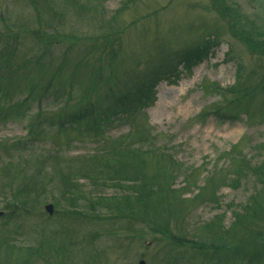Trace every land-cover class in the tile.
I'll return each mask as SVG.
<instances>
[{"label": "trees", "instance_id": "16d2710c", "mask_svg": "<svg viewBox=\"0 0 264 264\" xmlns=\"http://www.w3.org/2000/svg\"><path fill=\"white\" fill-rule=\"evenodd\" d=\"M130 2L128 0L127 4ZM210 2L220 19L227 23L231 36L252 56L263 60L264 22L248 24L242 21L241 24V19L234 14L235 19L229 22V27L226 16H231L232 7L227 5L228 1ZM24 25L30 26L28 23ZM113 30L90 37L88 51L75 59L54 54L52 46L62 40L61 35L56 31L49 33L47 27L33 31L32 39H39L34 41L39 47L36 45L35 49L23 53L25 55H15L19 50L17 42L21 39L18 34L9 30L4 36L9 40L19 38L9 42L6 37H0L4 40L0 49V125L16 112L20 113L19 116H26L37 100L47 106L52 98L57 105H63L57 107L59 112L51 118L42 119L40 113L32 115L23 139L10 142L0 139V149L5 150L0 153V199L3 204L0 250L4 243L15 252L17 250L4 235L9 222L17 219L47 222L58 217L63 222L51 229L55 236H60L59 230L66 229V220L69 226L66 233H75L82 224L101 226L110 222L112 225L114 221L124 222L132 230V222H135L142 226L136 229L140 235L148 232L155 236L153 240L172 243L165 252L168 253L165 259L172 262L169 264H176L174 250L182 249L180 242L191 244L195 250L193 259H199L198 264H264V141L260 143L262 150L255 151L259 156L243 163L241 177L251 183L253 189L245 202L229 204L232 218L227 227L222 223L225 231L220 230L222 227L217 223L225 211L202 224L209 230L207 236L213 240L211 242L201 236L189 240L181 229L173 228L176 225L168 220L167 215L171 213L175 198L174 183L169 182L161 170L149 172L145 166L146 158L142 159L139 153L145 149L143 154L147 155L160 149L151 141L155 136L152 127L141 116L145 108L154 104L158 84L163 80L174 82L182 76L184 68L208 59L221 45V40L209 36L198 45L180 50L156 45V50L148 57L137 58L124 68H116L112 57L118 56L120 47L118 39L113 38ZM62 37L67 40L76 36L64 34ZM80 40L75 42L87 45L86 41ZM106 57L109 62L104 61ZM227 57L229 61L235 60L231 46ZM244 70L242 62V71L240 67L237 71L239 81L246 78ZM81 79L84 80L82 83ZM255 85L251 80L246 81L244 95L252 93ZM263 86L264 75L259 88ZM17 95L21 98H16ZM61 100L63 104H59ZM217 116L222 120L233 119L232 115ZM115 125L128 126V132L109 137L108 131ZM143 134L151 139L146 141ZM47 141H51L53 147L39 152L38 146ZM84 142L94 145L89 153L67 157L63 152V145ZM143 143L147 144L146 148H142ZM22 150L30 151L34 156L32 167L14 165L17 161L12 152L22 153ZM35 152L42 155L36 157ZM160 152L168 155L165 148ZM172 157L174 162H169L176 163L173 154ZM177 174L172 175L173 180ZM82 179L88 182V187L80 181ZM231 186L237 188L238 182ZM50 194L55 205L54 216L42 210ZM215 198L207 203L221 209L220 200L217 196ZM84 240L92 239L87 236ZM54 242L50 243L52 248L61 250L59 261L55 263L64 264L68 259L65 252L71 242L65 245L52 244ZM211 247H216V251L224 248L225 251L217 254ZM34 249L28 248L16 262L5 254L0 258V264H36L35 259L39 256L40 263L52 262L50 250L34 252ZM48 258L52 260L49 262Z\"/></svg>", "mask_w": 264, "mask_h": 264}, {"label": "rangeland", "instance_id": "374dc122", "mask_svg": "<svg viewBox=\"0 0 264 264\" xmlns=\"http://www.w3.org/2000/svg\"><path fill=\"white\" fill-rule=\"evenodd\" d=\"M227 1V5L232 7L231 16H226L228 23L235 19L234 14L241 19V24L242 21L248 24L264 22V0ZM127 2L128 0H0V37H6V42L21 38L17 42L19 50L15 55H25L23 53L38 46L35 42L39 39H32L33 31L38 32L41 27H47L49 33L56 31L61 35L62 40L52 46L54 54L60 58L65 56L75 59L88 51L90 37L113 28V38L118 39L120 47L118 56L112 57L116 68H124L137 58L148 57L156 50V45L162 44L167 49L180 50L198 45L209 36L220 39L221 45L207 60L191 65L188 69L184 68L182 76L174 82L162 81L158 84L156 101L143 110L141 116L153 126L151 130L155 136L151 141L160 149L147 155L143 154L145 149L139 151L141 158L147 160L145 166L149 172L161 170L168 181L174 183L175 198L171 213L167 215L168 220L176 225L173 228L181 229L189 240L201 236L211 242L213 240L207 236L209 230L202 224L225 211L224 217L217 220L222 227L220 230L225 231L223 225L227 227L232 218L228 211L229 204L245 202L253 189L251 183L241 176L244 161L259 156L255 151L262 150L260 143L264 141V86L259 88L264 75V59L252 56L241 42L231 36L227 23L220 19L210 0ZM27 23L29 27L24 25ZM9 30L14 35L18 34L19 38L9 40L4 36ZM64 34L76 37L65 40L62 37ZM0 39L2 49L4 40ZM78 39L86 41L87 47L81 42L76 43L75 40ZM230 46L235 59L232 61L227 57ZM109 60L106 57L104 61ZM242 62L246 78L239 81L237 71L239 67L242 71ZM248 80L256 85L252 93L244 95L243 87ZM83 81L81 79L80 83ZM16 98L21 96L17 95ZM49 101L47 106L39 104V100L34 101L26 116H19L18 112L10 116L6 123L0 125V139L6 142L23 139L27 134L29 118L36 113H40L42 119L55 116L60 109L57 107L63 105H57L52 98ZM63 103L64 101H59V104ZM221 114L232 115V121L222 120L217 116ZM126 132L128 126L115 125L108 131V136L117 137ZM149 135L143 134V138L149 141ZM51 147L53 143L47 141L40 144L38 150L43 152ZM146 147L147 144L143 143L142 148ZM62 148L67 157H76L89 153L94 145L84 142L72 146L63 145ZM164 148L168 155L161 154L160 151ZM3 151L5 150L0 149V153ZM22 151L24 152H12L17 161L14 165L32 167L34 156L30 151ZM172 154L177 161L171 164L170 162H174ZM41 155L37 154L36 157ZM175 172L178 174L173 180ZM80 181L86 187L89 186L86 180ZM236 182L238 186L233 189L231 185ZM215 196L221 202V209L207 203L216 199ZM52 200L53 196L50 194L43 204L53 203ZM2 206L0 199V211H3ZM61 221L55 217L47 222L24 219L9 222L4 235L10 238L17 250L15 252L4 243L0 258L6 254L16 262L21 255H25L28 248L34 247V252L50 250L53 259H47L49 262L52 260L50 263H40L38 261L41 256L35 259V255H32L36 264H58L55 262L59 261L61 250L52 248L50 243L54 240L56 242L52 244L55 245L71 242V247L65 252L68 259L64 264H138L140 259H144L146 264L172 263L165 259V254H168L165 253L166 249L172 243L153 240L155 236L148 232L140 235L136 229L142 226L135 222H132V230L124 222L114 221L112 225H109L110 222H104L101 226L96 223L82 224L75 233H66L65 230L69 227L66 220V229L59 230L60 236H55L50 231ZM87 236L92 240L85 241ZM178 244L182 249L174 250L176 264L199 263V259H193L195 250L191 244ZM211 248L217 254L225 251L224 248L217 251L216 247Z\"/></svg>", "mask_w": 264, "mask_h": 264}, {"label": "water", "instance_id": "95a60500", "mask_svg": "<svg viewBox=\"0 0 264 264\" xmlns=\"http://www.w3.org/2000/svg\"><path fill=\"white\" fill-rule=\"evenodd\" d=\"M45 209H46V211L49 213V214H52L53 212H54V206H53V204H47L46 206H45ZM1 214V213H0ZM139 264H145V261L144 260H141L140 262H139Z\"/></svg>", "mask_w": 264, "mask_h": 264}]
</instances>
